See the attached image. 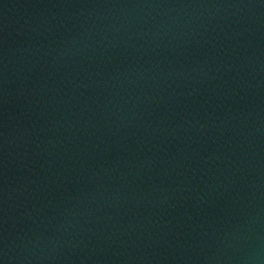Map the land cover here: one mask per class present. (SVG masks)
I'll use <instances>...</instances> for the list:
<instances>
[{"label": "water", "instance_id": "95a60500", "mask_svg": "<svg viewBox=\"0 0 264 264\" xmlns=\"http://www.w3.org/2000/svg\"><path fill=\"white\" fill-rule=\"evenodd\" d=\"M0 264H264V0H0Z\"/></svg>", "mask_w": 264, "mask_h": 264}]
</instances>
